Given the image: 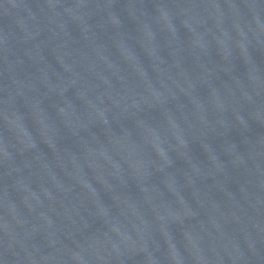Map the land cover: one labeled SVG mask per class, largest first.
Wrapping results in <instances>:
<instances>
[{
    "label": "water",
    "instance_id": "95a60500",
    "mask_svg": "<svg viewBox=\"0 0 264 264\" xmlns=\"http://www.w3.org/2000/svg\"><path fill=\"white\" fill-rule=\"evenodd\" d=\"M0 264H264V0H0Z\"/></svg>",
    "mask_w": 264,
    "mask_h": 264
}]
</instances>
